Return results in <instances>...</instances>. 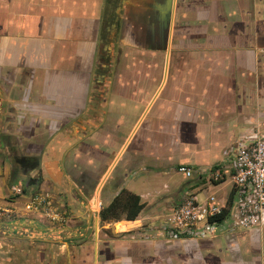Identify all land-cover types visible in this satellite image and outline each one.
Instances as JSON below:
<instances>
[{"label": "crops", "instance_id": "obj_1", "mask_svg": "<svg viewBox=\"0 0 264 264\" xmlns=\"http://www.w3.org/2000/svg\"><path fill=\"white\" fill-rule=\"evenodd\" d=\"M120 1L134 16L150 5L149 30L162 28V0ZM112 2L0 0V138L28 142L44 180L22 189L0 162V264H264V226L168 239L184 186L151 208L158 192L129 187L181 165L198 173L264 130V0H173L151 46ZM70 165L96 184L66 183ZM121 189L140 215L101 222ZM35 195L51 208H26Z\"/></svg>", "mask_w": 264, "mask_h": 264}, {"label": "built area", "instance_id": "obj_2", "mask_svg": "<svg viewBox=\"0 0 264 264\" xmlns=\"http://www.w3.org/2000/svg\"><path fill=\"white\" fill-rule=\"evenodd\" d=\"M176 171L196 181L181 190L178 205L164 220L163 232L168 239H212L259 231L264 226V130H256L233 144L220 163L198 173L184 165ZM221 184L228 186L223 196L205 194L206 186ZM12 192L19 195L22 190ZM45 202L36 196L26 208L43 207ZM228 220L230 225L226 224Z\"/></svg>", "mask_w": 264, "mask_h": 264}, {"label": "rangeland", "instance_id": "obj_3", "mask_svg": "<svg viewBox=\"0 0 264 264\" xmlns=\"http://www.w3.org/2000/svg\"><path fill=\"white\" fill-rule=\"evenodd\" d=\"M26 144H29V143L25 142V141L24 142L15 141V140L9 141L7 139H4V137L3 138L1 137L0 138V162L2 160H5V159L7 160V164L11 168L10 180L12 183L17 184V185H19V184L25 185V184H27V182L30 179H34V180H36L35 184L40 185L44 182V180L41 176V171L39 169H34L33 171L23 173L21 168L19 167L18 160L20 158H25V159L30 158L29 156L25 155V153H27V151L25 150ZM5 157H7V158H5ZM72 167L73 166H71L68 170L70 173L69 176L64 175V177H65L64 181L66 183H70V185H72V186H79L82 183V177L80 175L81 173H80V171L73 169ZM117 173H118V170H116L114 172V175L112 174V176H113L112 177V183L116 180L115 178H116ZM148 181H150V180L149 179H147V180L138 179L135 181H130L129 187H130V189L133 190L134 193H137V191H140V189H143V188H144L143 190L147 189V191H150V192H152V191L158 192L156 195L155 194L152 195L151 199L145 200V202L148 203L147 207H150V208L153 206L157 207L159 197L169 196L170 194H177L178 189L182 188L183 186L185 189L188 185L192 184V182H191L190 184L185 186V184L190 181V178H186L181 173H178L175 171L171 177H169V176L166 177L165 175H159L156 178L151 179L150 183ZM23 185H22V189H24ZM107 186H108V184H106V186L103 187L102 191H105ZM164 186L166 188L168 187V189L164 190ZM224 186L227 188L226 184H224ZM212 190H216V189H213L212 186H209L208 191L212 192ZM206 191H205V194H209V192H206ZM34 194H36V193H34ZM201 194L202 193H200L198 196V198H200V199H201ZM13 195H15V194H13ZM36 196H38V195L30 197V200H32ZM155 197H157V198H156L155 203L153 204ZM44 199L46 200V202L43 203V206L46 208H49V207L51 208L52 204H50V206L47 204L50 201H48L46 198H44ZM161 205L164 208L167 207L164 205V203H162ZM150 208L146 211V213L148 215L152 213V212H150V210L152 211V209H150ZM124 216H125V214L122 213L120 219H125ZM144 216H146V215H144ZM164 217H166V216H164ZM230 221L231 220L226 221V224L230 225ZM215 232L218 233L219 229L216 228Z\"/></svg>", "mask_w": 264, "mask_h": 264}, {"label": "flooded vegetation", "instance_id": "obj_4", "mask_svg": "<svg viewBox=\"0 0 264 264\" xmlns=\"http://www.w3.org/2000/svg\"><path fill=\"white\" fill-rule=\"evenodd\" d=\"M111 1H113L112 4H114L115 7H116V4L118 2L120 3V8L123 7L120 0H109V2H111ZM161 2L163 3V0ZM146 6H147V8L143 10L145 13L144 15L136 14L134 16L128 10V7L121 8V14L122 15L125 14L127 19L130 18L131 20L135 21V30L132 32L131 39L136 41L137 44H139V45L151 46V41L154 38V36H155V38H158L159 36L162 35V33H164V35H165L166 29H164V25H163L162 28L160 27L158 29V31H157L158 33L156 32L154 34L149 30L148 22H147L148 20H146V19H147L149 12H150V10L148 9V6H150V5H146ZM141 9H143V8H141ZM128 15H129V17H128ZM144 17H146V19ZM18 163H19V167L21 168L22 172L27 173L29 171H33L38 166L37 165L38 159L35 157H30L28 159L20 158L18 160ZM92 175H97V174H95L93 172ZM84 180H85L84 185H86V180H88L87 184H89L90 186H93L94 183L96 184V182H97L95 176L88 178V179H85L83 176L82 181H84Z\"/></svg>", "mask_w": 264, "mask_h": 264}, {"label": "trees", "instance_id": "obj_5", "mask_svg": "<svg viewBox=\"0 0 264 264\" xmlns=\"http://www.w3.org/2000/svg\"><path fill=\"white\" fill-rule=\"evenodd\" d=\"M143 208L144 205L141 203L139 196L121 189L109 205L100 210V220L101 222L116 221L121 218L123 213L125 214V220L134 221L138 218Z\"/></svg>", "mask_w": 264, "mask_h": 264}, {"label": "water", "instance_id": "obj_6", "mask_svg": "<svg viewBox=\"0 0 264 264\" xmlns=\"http://www.w3.org/2000/svg\"><path fill=\"white\" fill-rule=\"evenodd\" d=\"M172 1L173 0H163V4L161 6V20L164 25V29H168L169 24H170V15L172 11ZM36 180L30 179L27 184H25V187H29L31 185H35Z\"/></svg>", "mask_w": 264, "mask_h": 264}]
</instances>
